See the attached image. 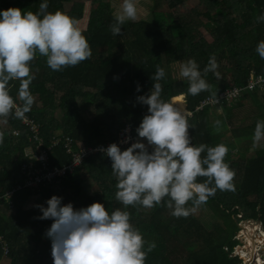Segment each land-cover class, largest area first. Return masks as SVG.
<instances>
[{"label": "trees", "instance_id": "16d2710c", "mask_svg": "<svg viewBox=\"0 0 264 264\" xmlns=\"http://www.w3.org/2000/svg\"><path fill=\"white\" fill-rule=\"evenodd\" d=\"M41 2L0 0V11L19 8L35 13ZM47 2L48 11L60 10L79 24L88 13L87 27L82 33L92 55L61 71L51 70L43 57L38 56L32 62L34 79L30 91L34 103L27 115L40 125L46 146L59 134L92 146L115 140L126 125L136 132L147 112V106L136 103V97L150 91L151 77L159 65L166 73L158 81L163 89L162 98L173 103L176 97L178 104V96H185L187 110L192 113L188 122L193 143L210 146L223 143L229 148L226 162L236 174L234 189L217 190L187 218H175L169 209L159 205L151 209H124L115 199L116 181L111 174L110 159L104 155L90 157L60 184H49L40 191L27 189L15 195L11 215L0 217V235L10 247L8 256L0 247V264H53L51 241L45 235L52 221L38 219L42 216L39 209L27 206L38 198L40 205L47 207L46 201L54 195L76 209L99 202L109 212L116 208L129 211L131 223L145 240L157 245L148 254L146 264H231L228 255L238 242V223H260L264 231V149L260 144L254 146L252 140L257 120H264V87L244 92L231 105L197 110L211 93L188 94L187 80L177 78L173 68L180 62L195 59L203 74L209 57L214 54L220 78L212 72L203 78L216 95L229 88L244 87L253 73L264 74V59L256 52L258 42L264 40V22L256 21L264 13V0H200L188 12L183 8L185 0H164L168 11H155L148 20H126L119 36L110 31L116 14L106 0H92L89 10L84 3L74 0ZM207 33L212 42L207 41ZM13 84L11 94L16 97L19 82ZM220 107L225 109L220 117L222 125L232 126L226 140L216 134L217 128L211 123L212 110ZM15 130L20 132L18 137L13 135ZM0 134L3 136L1 198L24 182L21 174L24 163L40 164L30 158L35 153L28 152L33 142L19 118H0ZM70 161L63 144L49 151V167H63ZM263 243L260 237V244ZM241 251L246 253L245 248ZM243 258L246 264H255L254 258ZM235 264H243V259Z\"/></svg>", "mask_w": 264, "mask_h": 264}, {"label": "clouds", "instance_id": "9594fccd", "mask_svg": "<svg viewBox=\"0 0 264 264\" xmlns=\"http://www.w3.org/2000/svg\"><path fill=\"white\" fill-rule=\"evenodd\" d=\"M48 8L47 0H43L35 13L19 8L0 11V118L24 119L31 111V65L38 56L45 58L51 70L61 71L92 55L79 21ZM137 11L135 0H122L115 23L110 25L113 35L121 34L126 20H136ZM256 21L264 22V13ZM256 52L264 59V40L258 42ZM218 68L214 54L203 74L195 59L180 62L179 75L188 82V94L208 91V100L218 103L212 86L203 78L212 72L219 79ZM165 75V69L157 65L150 91L136 97V103L147 106V112L135 129V140L128 134L120 141L130 146L122 150L111 143L97 150L111 161L115 199L124 209L159 205L175 218H187L217 190H233L236 174L226 162L227 145L193 143L188 122L191 113L162 98L158 81ZM17 81V95L13 97L11 88ZM140 90L138 85L137 92ZM221 124L215 121L217 129ZM125 132H130V126ZM252 140L254 146L264 141V120H257ZM62 199L54 195L46 201L47 207L35 206L42 213L38 219L52 221L45 235L51 241L53 264H146L148 254L157 247L131 223L129 211L116 208L109 212L99 202L76 209L71 203L63 204Z\"/></svg>", "mask_w": 264, "mask_h": 264}, {"label": "built area", "instance_id": "2783aa9c", "mask_svg": "<svg viewBox=\"0 0 264 264\" xmlns=\"http://www.w3.org/2000/svg\"><path fill=\"white\" fill-rule=\"evenodd\" d=\"M264 87V74H251L248 83L244 87H233L229 88L220 94L216 95L218 103H212L206 97L200 105L197 107V110H203L208 107L214 106H221L226 104H232L234 101L240 99L244 92H255L259 89ZM187 112L191 113L187 110ZM192 116V113L189 117ZM20 119V118H19ZM21 124L25 126L26 130L31 135V141L33 142V146H31V150L35 153L32 157V160L39 162V166H35L33 162L24 163L21 166V174L24 177V182L22 184H18L8 190L4 196L0 198V217L2 215H6L9 217L11 215V211L14 207V197L15 195L23 190H31V191H40L44 187L48 186L49 184H60L64 179L68 176L74 175L76 170L81 167L85 160L90 157L96 156H106L103 152L98 151L99 147L107 148L108 145L111 143H117L121 149H125L129 144H122L120 141L125 138L126 135L130 134L133 137V140L136 138V132H134L130 125H126L122 128L117 136V138L113 141H109L106 143H102L100 145H92V146H84L81 143H77L74 139L70 136H63L61 134L56 135L49 146H46L45 140L42 136L41 127L33 118L26 114V118L20 119ZM130 126V132L126 133L125 129H128ZM15 137L20 135L18 130L13 132ZM63 144L65 150L71 157V161L69 164L64 165L63 167L52 168L49 167V151L53 147H57ZM242 218L241 215H239ZM251 222V221H247ZM253 230L249 232V230L242 231V238L244 241L242 242L240 238L236 236L238 240L237 244L235 245V250L229 252L228 258L235 264V261H240V257L238 254L239 249L244 247L246 250V255L248 258H256L260 257L263 260L264 264V245L261 246L260 244V237L264 240V231L262 230V225L260 223L252 224L249 226ZM252 234L249 236L248 234ZM0 247L4 251V255L8 256L10 254V247L7 243L6 239L0 235ZM231 263V264H232Z\"/></svg>", "mask_w": 264, "mask_h": 264}, {"label": "rangeland", "instance_id": "374dc122", "mask_svg": "<svg viewBox=\"0 0 264 264\" xmlns=\"http://www.w3.org/2000/svg\"><path fill=\"white\" fill-rule=\"evenodd\" d=\"M74 1H79V2L84 3L86 5L87 10H89L91 5H92L91 4L92 0H74ZM106 1H108L112 5L115 14H118L119 11L121 10L122 0H106ZM199 2H200V0H185L183 8L185 11L188 12L191 9H193L194 7H196ZM135 3L137 6V10H138L136 20H148V19L152 18V14L155 11H168L169 10L168 7L166 6L164 0H135ZM87 20H88V13H86L84 20L79 24V28L82 32L85 31V29L87 27L86 26ZM206 38H207V41L212 42V37L208 33L206 34ZM179 67H180V63L175 65V67L173 68L174 69L173 72L176 73L177 78H179L180 80H185L184 78H182L179 75ZM177 102L179 105L176 103V101L174 99L173 103L175 105L180 106L182 109L187 111V105H186L184 95H182L180 99L177 98ZM212 111H213V114L211 116V123L213 125H215V121L220 120V117L224 116L225 109L223 107H220V108L213 109ZM239 114L241 115V113H239ZM236 121L239 123V120L236 119ZM215 130H216V134L218 136H220L222 138V140H226L225 138L230 136V131H232V126L230 124H226L225 126H223L221 124V127L219 129H215ZM260 147H262L264 149V141H262L260 143ZM239 150L241 151V149H239ZM28 152H31V148L28 149ZM40 204H41L40 200L38 198H35L32 200L31 204L27 206V208L35 207L36 205H40ZM209 223H210V225H212L213 221H210ZM254 223L255 222H243V221H240L238 223L240 226V230L237 234V237L240 238V240L242 242L244 241V238H242L243 235H242L241 228L247 229V230L251 229V231H252L253 229L249 228V226H252V224H254ZM255 224H257V223H255ZM235 248L236 247H234V250H235ZM243 248L244 247H241L239 249V251H241V249H243ZM239 254H242L243 257L248 259V256H246L243 251L239 252ZM240 258H242V257H240ZM242 259H243V264H245L244 258H242ZM261 260L262 259L260 257H258L257 261H256V259H254V262H255V264L256 263L258 264Z\"/></svg>", "mask_w": 264, "mask_h": 264}, {"label": "bare ground", "instance_id": "6f19581e", "mask_svg": "<svg viewBox=\"0 0 264 264\" xmlns=\"http://www.w3.org/2000/svg\"><path fill=\"white\" fill-rule=\"evenodd\" d=\"M252 236V235H251ZM264 245V243L263 244H261V246H263ZM243 258V257H242ZM250 258H252V257H250ZM249 259V258H248ZM254 259H256V261H257V259H258V257H256V258H254ZM263 261V260H262ZM260 263V262H259ZM258 263V264H259ZM245 264H246V261H245ZM257 264V263H256Z\"/></svg>", "mask_w": 264, "mask_h": 264}, {"label": "crops", "instance_id": "0c3cea01", "mask_svg": "<svg viewBox=\"0 0 264 264\" xmlns=\"http://www.w3.org/2000/svg\"><path fill=\"white\" fill-rule=\"evenodd\" d=\"M181 96H182V95H181ZM181 96H178V98H181ZM175 98H176V97H175ZM175 98H174V99H175ZM174 99H173V101H174ZM31 202H32V200L30 201L29 205L31 204Z\"/></svg>", "mask_w": 264, "mask_h": 264}, {"label": "water", "instance_id": "95a60500", "mask_svg": "<svg viewBox=\"0 0 264 264\" xmlns=\"http://www.w3.org/2000/svg\"><path fill=\"white\" fill-rule=\"evenodd\" d=\"M240 227V226H239ZM244 231H247V229H243Z\"/></svg>", "mask_w": 264, "mask_h": 264}]
</instances>
